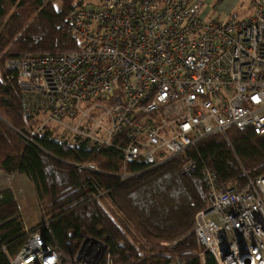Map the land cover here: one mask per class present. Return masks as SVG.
Returning a JSON list of instances; mask_svg holds the SVG:
<instances>
[{"label":"built area","instance_id":"obj_1","mask_svg":"<svg viewBox=\"0 0 264 264\" xmlns=\"http://www.w3.org/2000/svg\"><path fill=\"white\" fill-rule=\"evenodd\" d=\"M206 2L99 0L72 8L77 50L5 63L17 74L24 115L40 119L27 141L49 128L60 142L81 137L151 171L212 134L264 135V0H250L249 18L225 23L206 18ZM197 169L186 160L181 173ZM201 175L206 206L192 227L204 248L199 257L264 264V174L244 186L222 184L207 168ZM30 229L24 223L28 237L10 264L94 263L96 246L83 244L67 258ZM106 264H113L109 255Z\"/></svg>","mask_w":264,"mask_h":264},{"label":"trees","instance_id":"obj_2","mask_svg":"<svg viewBox=\"0 0 264 264\" xmlns=\"http://www.w3.org/2000/svg\"><path fill=\"white\" fill-rule=\"evenodd\" d=\"M59 2L56 8L53 0H0V170L25 175L33 185L41 221L30 231H41L67 258L86 239L101 243L105 251L95 264H106L107 255L113 264H217L209 255L202 261L204 248L192 232L206 206L201 171L210 169L227 186L259 178L264 135L238 129L212 134L151 171L138 162L124 164L118 150L81 137L60 142L49 128L29 143L40 119L24 115L17 74L5 63L22 54L79 48L67 16L84 2ZM186 160L195 161L196 172L181 173ZM27 237L14 193L0 191V264H10Z\"/></svg>","mask_w":264,"mask_h":264},{"label":"rangeland","instance_id":"obj_3","mask_svg":"<svg viewBox=\"0 0 264 264\" xmlns=\"http://www.w3.org/2000/svg\"><path fill=\"white\" fill-rule=\"evenodd\" d=\"M84 5L90 7L95 6L99 0H83ZM56 8L60 7L59 0H53ZM205 15L208 20H215L221 23L228 21H240L250 17L252 7L250 0H207L205 3ZM7 17L3 20L4 24ZM59 132H56V138ZM11 189L17 200V204L22 215L24 223L29 226H35L41 221L40 208L34 193L31 181L25 175H9L0 174V189ZM83 244H92L86 239ZM82 244V245H83ZM105 251V250H104ZM99 250V256L104 253ZM101 258V257H100ZM99 258V259H100ZM97 261H94L95 264Z\"/></svg>","mask_w":264,"mask_h":264},{"label":"water","instance_id":"obj_4","mask_svg":"<svg viewBox=\"0 0 264 264\" xmlns=\"http://www.w3.org/2000/svg\"><path fill=\"white\" fill-rule=\"evenodd\" d=\"M88 240H90V239H88ZM90 241H91L92 245L96 246L97 251H98L97 255L99 256V254L105 250L104 245H102L101 243H98V242H96V241H93V240H90ZM99 250H100V253H99ZM97 255H96V257H95V261H98L99 258L101 257V256H100V257L98 258Z\"/></svg>","mask_w":264,"mask_h":264},{"label":"crops","instance_id":"obj_5","mask_svg":"<svg viewBox=\"0 0 264 264\" xmlns=\"http://www.w3.org/2000/svg\"><path fill=\"white\" fill-rule=\"evenodd\" d=\"M30 228L33 227V226H29Z\"/></svg>","mask_w":264,"mask_h":264}]
</instances>
